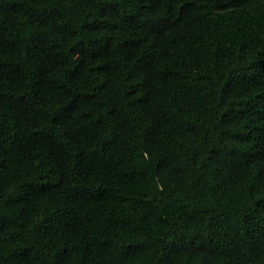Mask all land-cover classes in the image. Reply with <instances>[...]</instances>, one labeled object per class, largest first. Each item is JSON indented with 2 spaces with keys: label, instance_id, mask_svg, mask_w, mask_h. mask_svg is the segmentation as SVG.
Returning a JSON list of instances; mask_svg holds the SVG:
<instances>
[{
  "label": "trees",
  "instance_id": "trees-1",
  "mask_svg": "<svg viewBox=\"0 0 264 264\" xmlns=\"http://www.w3.org/2000/svg\"><path fill=\"white\" fill-rule=\"evenodd\" d=\"M0 264H264V0H0Z\"/></svg>",
  "mask_w": 264,
  "mask_h": 264
}]
</instances>
